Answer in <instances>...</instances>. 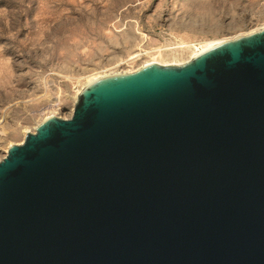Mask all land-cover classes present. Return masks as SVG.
Wrapping results in <instances>:
<instances>
[{
  "label": "water",
  "instance_id": "obj_1",
  "mask_svg": "<svg viewBox=\"0 0 264 264\" xmlns=\"http://www.w3.org/2000/svg\"><path fill=\"white\" fill-rule=\"evenodd\" d=\"M0 264H264V28L97 78L10 146Z\"/></svg>",
  "mask_w": 264,
  "mask_h": 264
},
{
  "label": "rangeland",
  "instance_id": "obj_2",
  "mask_svg": "<svg viewBox=\"0 0 264 264\" xmlns=\"http://www.w3.org/2000/svg\"><path fill=\"white\" fill-rule=\"evenodd\" d=\"M264 28V0H0V161L93 80Z\"/></svg>",
  "mask_w": 264,
  "mask_h": 264
},
{
  "label": "bare ground",
  "instance_id": "obj_3",
  "mask_svg": "<svg viewBox=\"0 0 264 264\" xmlns=\"http://www.w3.org/2000/svg\"><path fill=\"white\" fill-rule=\"evenodd\" d=\"M214 44H217V43H214ZM211 45H213V44H211ZM209 46H210V45H208V47H209ZM206 48H207V47H206ZM206 48H205V49H206Z\"/></svg>",
  "mask_w": 264,
  "mask_h": 264
}]
</instances>
